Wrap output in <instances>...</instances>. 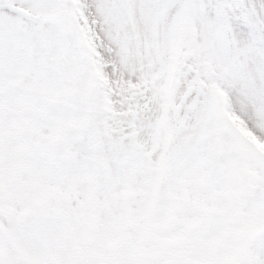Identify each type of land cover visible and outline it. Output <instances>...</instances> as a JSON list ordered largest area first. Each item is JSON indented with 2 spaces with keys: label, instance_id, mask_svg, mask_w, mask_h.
Wrapping results in <instances>:
<instances>
[{
  "label": "snow or ice",
  "instance_id": "obj_1",
  "mask_svg": "<svg viewBox=\"0 0 264 264\" xmlns=\"http://www.w3.org/2000/svg\"><path fill=\"white\" fill-rule=\"evenodd\" d=\"M0 264H264V0H0Z\"/></svg>",
  "mask_w": 264,
  "mask_h": 264
}]
</instances>
